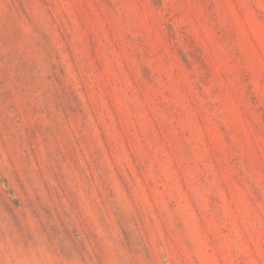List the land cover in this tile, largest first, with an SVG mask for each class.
Returning a JSON list of instances; mask_svg holds the SVG:
<instances>
[{"label":"rangeland","instance_id":"374dc122","mask_svg":"<svg viewBox=\"0 0 264 264\" xmlns=\"http://www.w3.org/2000/svg\"><path fill=\"white\" fill-rule=\"evenodd\" d=\"M0 264H264V0H0Z\"/></svg>","mask_w":264,"mask_h":264}]
</instances>
